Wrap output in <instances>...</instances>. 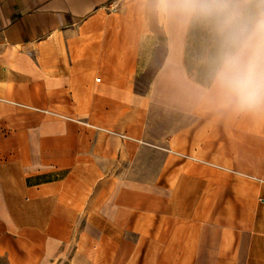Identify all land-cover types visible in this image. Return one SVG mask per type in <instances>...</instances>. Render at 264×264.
I'll list each match as a JSON object with an SVG mask.
<instances>
[{
	"label": "crops",
	"instance_id": "crops-1",
	"mask_svg": "<svg viewBox=\"0 0 264 264\" xmlns=\"http://www.w3.org/2000/svg\"><path fill=\"white\" fill-rule=\"evenodd\" d=\"M118 1L0 0V260L264 264V124L200 113L208 86L186 73L177 0L118 12L144 37L120 21L98 40L87 22ZM154 34L164 53L139 92L119 72L156 57ZM152 103L189 120L139 179L121 163L147 144Z\"/></svg>",
	"mask_w": 264,
	"mask_h": 264
},
{
	"label": "clouds",
	"instance_id": "clouds-1",
	"mask_svg": "<svg viewBox=\"0 0 264 264\" xmlns=\"http://www.w3.org/2000/svg\"><path fill=\"white\" fill-rule=\"evenodd\" d=\"M187 16L204 19L216 37L211 90L242 113H264V0H177Z\"/></svg>",
	"mask_w": 264,
	"mask_h": 264
},
{
	"label": "rangeland",
	"instance_id": "rangeland-1",
	"mask_svg": "<svg viewBox=\"0 0 264 264\" xmlns=\"http://www.w3.org/2000/svg\"><path fill=\"white\" fill-rule=\"evenodd\" d=\"M160 2V0H120L118 2L110 3L94 15L87 22L86 26L93 29L104 28V35L98 40H109L111 39L112 34L107 30V27H109L108 25L122 21L123 23H126L127 27L134 28L133 37L137 40L139 37H144V35H139L141 26L139 23L140 18H119L118 12L120 10H131L134 12V16H137L140 15V12L145 7L148 9L158 8ZM86 36V34H83V37ZM150 36L151 35H147V37ZM152 37V41L151 39L149 40V45L156 41L161 45L156 51V57L151 60V51L148 49L142 50L146 58L142 60L137 67L131 66L119 72V74L127 81L134 84L136 90L139 92H145L147 90L150 79L157 69L159 61L164 53V48L162 46L164 43V37L161 34H154ZM89 40L91 41V39ZM143 40L144 38L142 41ZM191 48L193 49L191 50V53H194V55L189 61L191 75L188 77L194 80L199 76L198 68H201V65L205 64L206 57L201 53L198 55V51L195 47ZM206 92L207 94L199 107V111L203 117L209 118L216 123L231 125L235 121H238L239 123L238 119L240 116H243L244 120L248 121L249 125L252 123L255 124L257 120L260 121V125L264 124V113H242L234 110L232 107L225 106L211 90V82L206 88ZM188 120L189 117L187 114L172 110L169 107L158 103L150 104L149 112L145 119L146 129L144 132V139L147 144L141 146L136 154H134L129 161L121 163V166L126 169L128 174L134 175L139 179L154 176L160 168L164 154L166 153V137ZM0 264H4V262L0 260Z\"/></svg>",
	"mask_w": 264,
	"mask_h": 264
},
{
	"label": "trees",
	"instance_id": "trees-1",
	"mask_svg": "<svg viewBox=\"0 0 264 264\" xmlns=\"http://www.w3.org/2000/svg\"><path fill=\"white\" fill-rule=\"evenodd\" d=\"M256 3L257 0H251V3L248 4L247 7L250 10H254ZM191 47H195V49H197L198 55L201 53L206 57L205 64H202L201 68H198L199 76H197L194 80L203 86H209L211 62L217 52L216 37L209 23L204 19L196 16L190 17L188 30L186 33V44L184 48L183 61L188 76L191 75L189 61L190 58L194 55V53H191V50H193Z\"/></svg>",
	"mask_w": 264,
	"mask_h": 264
},
{
	"label": "built area",
	"instance_id": "built-area-1",
	"mask_svg": "<svg viewBox=\"0 0 264 264\" xmlns=\"http://www.w3.org/2000/svg\"><path fill=\"white\" fill-rule=\"evenodd\" d=\"M97 80L99 79V78H96Z\"/></svg>",
	"mask_w": 264,
	"mask_h": 264
}]
</instances>
